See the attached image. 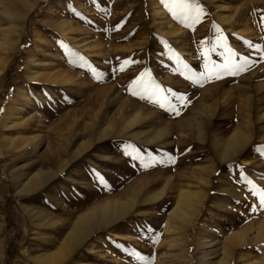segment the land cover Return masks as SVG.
<instances>
[{
	"label": "rangeland",
	"instance_id": "obj_1",
	"mask_svg": "<svg viewBox=\"0 0 264 264\" xmlns=\"http://www.w3.org/2000/svg\"><path fill=\"white\" fill-rule=\"evenodd\" d=\"M189 2L199 20L179 0H0V264H264V0ZM46 55L68 83L33 84ZM230 55L247 70L187 78ZM145 87L163 90L164 107ZM25 91L34 129L4 127ZM240 132L249 140L224 154ZM36 174L42 183L22 188ZM184 189L196 192L187 206ZM109 202L130 207L61 246Z\"/></svg>",
	"mask_w": 264,
	"mask_h": 264
},
{
	"label": "bare ground",
	"instance_id": "obj_2",
	"mask_svg": "<svg viewBox=\"0 0 264 264\" xmlns=\"http://www.w3.org/2000/svg\"><path fill=\"white\" fill-rule=\"evenodd\" d=\"M35 6H36V3L33 2V4H31V7L34 8ZM50 10H52V9H50ZM58 22L59 23H57V22L56 23L59 25V29H60L61 33H63L66 36L68 34V32L70 31L71 25L69 26V23L66 21L60 20ZM22 24H23V21L20 22L18 25L21 26ZM44 57H46V58H44ZM44 57H43L44 59H42L40 61V63L38 64V67L32 66L33 71L31 72L30 80L33 82V84L38 83L39 81L43 80L45 77H47V78L50 77V81H46V83L53 82L52 80H54L58 84L59 83H61V84L68 83L69 77L67 76V74L63 71L62 72H57V71L53 72V70L55 69V65L49 64L50 62L48 61V59L50 57H47V55ZM5 67L6 66L3 67L2 64L0 65V76L2 75L3 71L5 70ZM39 68H41V69H39ZM27 94H29V95H27ZM23 95L27 96L25 104H23V103L14 104L13 100H11L9 102L8 106L6 107V109L3 108V110H5L4 111L5 114L2 117V125L4 127H14V126L19 125L22 127L23 130L28 132V131H31L34 129V127H32V125H33V122L36 120V115H35V113H33V109L32 110L29 109V108L33 107L32 106L33 104L31 102V101H33V98L32 97L30 98V93L28 91L27 92L25 91L23 93ZM34 112H36V111H34ZM41 140H42L41 137H39L37 139L36 138L30 139L29 141L27 140V143L30 145L29 152L32 150H38V146H40L43 142ZM248 140H249V135L247 133H244V132H240V133L232 136L231 139H229V141L223 146V150H224L223 153L226 154V153L233 152L238 146L240 147V145L245 144ZM42 181H43L42 176L36 174V175L32 176L26 183H24V184L21 183L22 184L21 186H22V188L23 187L28 188L30 186L35 188L37 185H40L42 183ZM22 188L20 190H22ZM195 193L196 192H193L189 189H184L181 193L182 194L181 196L183 198V200L181 199V201H183L182 203L186 202L185 204L187 206V204H189L187 202H190L189 197H191ZM111 202H109L108 204L102 205L100 207L98 206L99 208L94 207L92 210L86 211V213L82 214L80 216L79 220L75 222L72 231L68 234V236L66 237V239L64 240V242L61 246L67 247L71 243L72 240L79 238L83 232H85L87 230H91L92 227L95 225L104 224V223H106L112 219L117 218L118 216H121L122 214H124L127 211L128 207H130L129 205L123 204L120 202H113V203H111ZM190 204H192V203H190ZM178 205L176 207H178ZM188 207H190V206L188 205ZM181 208L183 209V207H181ZM183 210H181L180 208L176 209L175 213L177 215H179L180 217L185 218V217H187V214H186V212H184L185 210L184 211ZM188 210H190V209L188 208ZM173 213H174V211H173ZM258 229L259 230L262 229L261 223H260V226ZM256 231L257 230H255V232ZM234 242H237V239H234ZM3 254H4V250H0V256L1 255L3 256ZM56 259H57L56 254H50V255H47L45 257H42L40 259V262H44V264H51V263L56 262Z\"/></svg>",
	"mask_w": 264,
	"mask_h": 264
},
{
	"label": "snow or ice",
	"instance_id": "obj_3",
	"mask_svg": "<svg viewBox=\"0 0 264 264\" xmlns=\"http://www.w3.org/2000/svg\"><path fill=\"white\" fill-rule=\"evenodd\" d=\"M178 6L182 9H184L187 12H194L196 14V19L199 20L200 14L203 12V9H200L199 6L193 7V5L189 2V0H179ZM206 55V54H205ZM245 61H247V58L245 57ZM125 63H130V61H125ZM206 71L204 73L196 74L192 73L187 78L190 80H194L195 83H197L200 86H203L204 82L211 81L213 79H221L222 75H232L236 76L244 71L247 70V63L244 65L238 64L233 61L231 55L228 57L227 62L223 64H214L210 59L205 62L204 65ZM184 68L187 69L188 66L185 64ZM123 70V69H121ZM150 75L148 73L141 74L140 80L134 82L135 84H141L144 76ZM163 90L156 87H145V92L147 93L146 96H141L142 99H148L150 102L159 105L160 107H164V104L160 102L158 99H153V96H156L160 94ZM171 91V90H169ZM133 95H137L136 92L132 93ZM172 96L174 99L178 102L179 105H181L183 108H186L188 106L189 98L184 94H178V93H172ZM167 99V98H165ZM169 110L172 112L174 116H180L181 115V107H178L176 104H172L171 101H168ZM100 177H98L99 179ZM260 204L262 207H264V190H262L260 193H258ZM139 259L145 260L147 257L144 256H138Z\"/></svg>",
	"mask_w": 264,
	"mask_h": 264
}]
</instances>
